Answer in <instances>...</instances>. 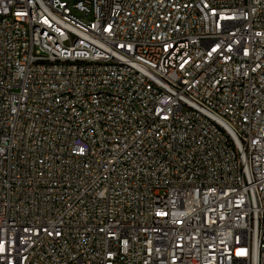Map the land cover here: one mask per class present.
Masks as SVG:
<instances>
[{
  "label": "built area",
  "instance_id": "1",
  "mask_svg": "<svg viewBox=\"0 0 264 264\" xmlns=\"http://www.w3.org/2000/svg\"><path fill=\"white\" fill-rule=\"evenodd\" d=\"M0 264H264V0H0Z\"/></svg>",
  "mask_w": 264,
  "mask_h": 264
}]
</instances>
